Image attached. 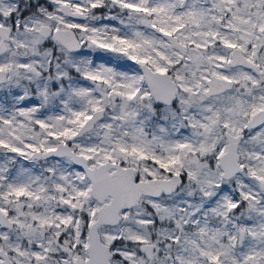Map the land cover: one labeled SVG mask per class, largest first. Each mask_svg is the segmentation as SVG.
Listing matches in <instances>:
<instances>
[{"label": "snow or ice", "instance_id": "snow-or-ice-1", "mask_svg": "<svg viewBox=\"0 0 264 264\" xmlns=\"http://www.w3.org/2000/svg\"><path fill=\"white\" fill-rule=\"evenodd\" d=\"M0 264H264V0H0Z\"/></svg>", "mask_w": 264, "mask_h": 264}]
</instances>
